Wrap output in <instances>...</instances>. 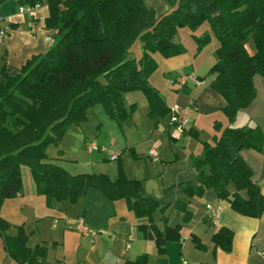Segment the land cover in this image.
Listing matches in <instances>:
<instances>
[{"label":"trees","instance_id":"trees-1","mask_svg":"<svg viewBox=\"0 0 264 264\" xmlns=\"http://www.w3.org/2000/svg\"><path fill=\"white\" fill-rule=\"evenodd\" d=\"M6 1L0 0V8ZM165 1L172 10L158 15L145 0H16L15 9L47 6L46 26L56 31L55 43L46 53L21 68L0 66V233L17 263L48 264L46 247L30 248L24 233L7 235L11 225L1 216L5 201L23 191V168L29 169L37 193L49 204L54 200L76 202L91 189L111 199H132L130 207L143 221L139 227L161 255L170 242L182 239V228L170 227L167 217L158 224L155 214H164L166 208L146 197L142 182L128 179L121 165L116 180L105 174L72 175L50 158L47 149L57 145L70 126L86 124L90 111L98 106L116 122L130 117L136 106L126 108V93L142 92L150 116L171 117V108L150 82L158 68L152 54L170 58L183 53L177 36L186 27L195 33L209 24L218 40L210 87L223 97V112L230 125L213 146L206 147L203 157L194 160L198 182L182 183L181 190L187 198L213 190L234 212L250 218L264 216V193L242 157L245 150L261 151L263 135L249 124L232 125L238 112L256 98L254 78L264 79V0ZM194 38L198 52L211 40L210 35ZM249 39L257 47L254 55L246 47ZM138 47L140 55L135 51ZM188 203L189 199L179 198L173 206L184 211L187 220ZM233 239V231L222 227L214 243L231 252ZM193 241L197 249L206 250L198 237ZM124 264H150V255Z\"/></svg>","mask_w":264,"mask_h":264},{"label":"crops","instance_id":"crops-1","mask_svg":"<svg viewBox=\"0 0 264 264\" xmlns=\"http://www.w3.org/2000/svg\"><path fill=\"white\" fill-rule=\"evenodd\" d=\"M15 2L8 0L0 8L1 17L11 26L0 51V66L21 68L34 56L51 49L56 31L46 26L49 17L47 6H39L31 14H24L19 8L15 9ZM181 30L178 35H181ZM198 31L189 35L200 38ZM177 41L183 47V53L170 58L160 53L152 54L158 64L153 75H159L162 81L155 83L152 75L150 82L160 91L169 108L175 105L189 108L190 123L186 131L177 133L169 115L164 118L150 116V107L142 92L126 93L123 96L126 108L136 106L132 115L120 122L109 118L105 112L104 119L97 115L98 124L94 127L96 141L83 140L82 147L91 155L95 151L88 150L90 143H97L106 151H98L93 158L89 156V161H83L77 155L71 160L75 163H71L74 169L63 168L72 175L105 174L116 180L121 165L128 179L142 182L146 197L157 200L166 208L164 214L159 211L155 214L158 224L162 225V217H167L170 227L182 228V239L170 242L167 252L161 255L155 243L146 239L139 227L143 221L131 209L132 199H111L104 192L91 189L76 202L54 200L49 204L44 195L37 193L34 180L26 181L25 178L21 195L6 200L1 210L2 218L11 225L7 235L17 237L24 233L30 248L45 246L48 264H124L145 253L150 255V264H264V216L250 218L234 212L230 203L219 200L213 190L193 198H187L181 190L182 183L198 182L194 160L203 157L206 147L215 144V138L230 122L223 112L226 104L223 97L210 87L214 76L210 73L202 77L200 74L205 66L211 64V70L217 62L219 44L216 43L214 51L194 65L208 45L198 52L197 46L194 51L188 49L182 39ZM246 47L250 54H256L253 39L248 40ZM188 74L199 78L201 85L190 82L186 86L176 83L167 87L168 90L164 87L178 76ZM254 85L257 92L254 102L238 112L232 125L242 127L249 124L259 128L263 135L261 151L245 150L242 157L252 169L253 180L264 193V79L256 76ZM106 129L109 132L106 133ZM65 156L62 150V154L52 159L62 161ZM114 156L117 157L115 160L112 159ZM84 162L106 168L89 171L79 167ZM229 188L234 191L232 184ZM179 198L189 199L188 220L184 211L173 207ZM209 204L222 210L217 223L210 218ZM78 217H84L99 232L95 243L76 230ZM222 227L234 233L231 252L218 249L214 243V236ZM194 236L206 246L205 251L196 248ZM0 264H19L7 252L1 233Z\"/></svg>","mask_w":264,"mask_h":264},{"label":"rangeland","instance_id":"rangeland-1","mask_svg":"<svg viewBox=\"0 0 264 264\" xmlns=\"http://www.w3.org/2000/svg\"><path fill=\"white\" fill-rule=\"evenodd\" d=\"M145 2L148 6L154 7L156 9L158 15L167 14L168 12H170L172 10L171 6L165 0H145ZM181 32H182L181 35L177 36V40L182 39V41H184L185 46L188 49H192V50L194 49V51H195V46H197V49H198V44H197L196 40L190 36L191 34H194V32L189 30V28H187V27L182 29ZM189 33H190V35H189ZM197 34H198V36H200V38L205 37L206 35H210L211 40L208 44L207 49H205L204 52H202L203 54H201V56L195 61L194 65L198 62V60L200 58H203L205 56L207 57V55L210 51H212V50L214 51V49H215L214 47L216 46V43H218L217 38L211 32L209 24H204L199 29ZM135 51H136L137 55H140L142 53L141 47L136 48ZM210 65L211 64H208V66H205V68L201 69L200 74L202 75V77H206L207 75L210 74ZM152 80L155 83H157L158 81L159 82L162 81V78L159 75L154 74L152 77ZM175 84L176 83L171 82L170 85H166L164 87L165 88L172 87ZM167 90H168V88H167ZM97 115L99 116L100 119H101V117L104 116V111L100 106H98V107L94 108L92 111H90V115H89L90 120H89L88 124L83 125V126H77V125L70 126L67 129V131L65 132L61 141L57 145L48 146L47 150H48V155L50 156V158H56L59 154V150H63V151H65V155H66L65 160L56 161V163L58 165H61L62 167L74 169V168H72L74 166H71V163H73V161H71L72 157H75L78 155V157L80 156L83 161H89V156H92V158H93L96 154H98L97 153L98 151L95 150L94 155H91L86 151L87 149L82 147V143H83V140L85 138L87 140L89 139L88 141H90V142L96 141L95 135H94V133H95L94 127L98 124L97 123ZM139 116L142 117V115H139ZM145 117H146V114H145ZM104 118L105 117H103V119ZM105 132L107 133L109 131L106 129ZM92 162L94 163L95 161H92ZM73 164H75V163H73ZM79 167L82 169H89V171H102L99 169H101V168L105 169L106 168L104 165L103 166H97L96 164H92L91 162L80 163ZM72 171H74V170H72ZM23 175H24V178L26 181L32 180V176H31L29 169L23 168Z\"/></svg>","mask_w":264,"mask_h":264},{"label":"built area","instance_id":"built-area-1","mask_svg":"<svg viewBox=\"0 0 264 264\" xmlns=\"http://www.w3.org/2000/svg\"><path fill=\"white\" fill-rule=\"evenodd\" d=\"M34 9L27 8V7H21L20 12L24 14H31ZM11 28L9 26L8 21L0 16V51L3 49L5 40L10 33ZM190 82L195 83L196 85H201V80L197 78L194 74H188V75H181L178 76L174 83L179 84L180 86H186ZM189 108H180L178 105H175L171 109V117L170 122L172 127L175 129L177 133H184L190 123V116L188 113ZM88 150L92 151H106V148L103 146H99L97 143H90L88 144ZM117 157H112L113 160H115ZM208 211L210 213V218L213 223H217L222 215V210L219 206H216L214 204L208 205ZM75 228L78 231V233L86 238H89L92 243L96 242V237L99 234L97 230L92 228L84 217H78L75 222Z\"/></svg>","mask_w":264,"mask_h":264}]
</instances>
